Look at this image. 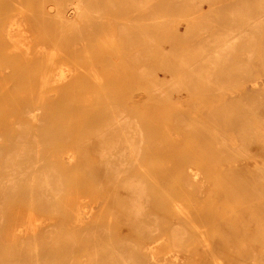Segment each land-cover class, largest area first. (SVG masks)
<instances>
[{"label":"rangeland","instance_id":"rangeland-1","mask_svg":"<svg viewBox=\"0 0 264 264\" xmlns=\"http://www.w3.org/2000/svg\"><path fill=\"white\" fill-rule=\"evenodd\" d=\"M120 1L84 0L110 86H29L0 70V154L36 140L66 152L46 156L47 204L0 181V264H264V0ZM38 5L23 0L16 20ZM31 30L34 48L53 47ZM100 99L140 133L112 131Z\"/></svg>","mask_w":264,"mask_h":264},{"label":"bare ground","instance_id":"bare-ground-1","mask_svg":"<svg viewBox=\"0 0 264 264\" xmlns=\"http://www.w3.org/2000/svg\"><path fill=\"white\" fill-rule=\"evenodd\" d=\"M64 1L65 3L63 2L62 5L58 0H51L50 2L47 0H38V9H40L38 11L39 14H33L32 18L26 17L22 21L18 22V20H16L15 11H18L23 0H0V16L5 15L9 11L5 17L0 18V62H2V65H0V70H2L3 78H10L11 80H17L19 78L20 81H23L21 80V76H23L25 83L29 86L35 83H38L40 86L51 84L59 90L67 88L86 90L89 86H93L96 82H99L98 88L103 90L102 87L110 86V84L114 82L113 78L107 74V68L105 64L106 61L104 62L99 60L100 55L96 53L93 40L90 38L95 32L96 25L98 24L96 23V19L100 17L99 14L86 10L84 0ZM94 19L96 21H94ZM110 19L111 16H108L107 21ZM33 26L35 27V30L38 31V33L43 37L45 43H51L53 45V47L49 48L48 51L46 50L44 43L37 49L31 44L32 38L38 36L33 33V30H31V27ZM29 32L30 34H28ZM130 34L132 35V33ZM121 35H123V33ZM123 37L125 36L123 35ZM128 39L129 38H125V41L130 40ZM131 44L132 43H129V46ZM122 45L124 47V43ZM80 59L83 61L80 62ZM134 59L136 60V58ZM82 62L83 64H81ZM97 71H100L101 75L97 74ZM102 92L104 91H101L100 93ZM106 95L104 96L103 93L104 97L102 98L101 96V99L109 97V94L107 96ZM107 99H105V101ZM101 103L103 107H105V109H107L109 112V123L107 121L106 122L112 126V131L115 130L117 133H134L133 137H136V133H140V128L138 127L137 123L134 121L133 125H129L130 123L128 122V124L126 121L128 118H122L117 112L116 108L110 106L111 101L108 100L105 103L102 101ZM34 118L35 116L33 115V121ZM130 128L131 130H129ZM97 129L99 130V127ZM49 137H51V135ZM122 138V140H124V144L121 146V155H125L130 162L137 161L139 145L134 140V138L129 137V135H122ZM54 152L57 154H52V148H42L39 141L36 140V146L34 150L31 153H28V155L23 153L21 150L16 149H13V151H9L5 154H0V181L5 179L4 184L6 187H9L10 194H14L13 192L17 190L16 196H14V198L28 197V199L32 198L31 200H33L35 198L37 200V196L40 195L39 200H41V196L46 198L51 194L49 199L41 200L47 204V202L52 201V199L57 196V193L55 190H53L52 185L49 183V178L45 172L46 156H51L53 158L55 157L56 159L60 160L66 154L64 151L57 152L55 150ZM112 153L113 152H111V154ZM116 174L118 176L120 173L117 172ZM129 186L134 188V186L129 185L128 183V187ZM59 192L66 195L64 188H60ZM69 194L70 193H68V195ZM72 194L73 197L74 192H72ZM31 204L32 201L29 205ZM34 205L33 210L35 207ZM33 210L30 214V217L27 214L29 220L31 215L34 218ZM29 220L27 219V221ZM30 223H32V221L26 224L30 225ZM30 226L33 230V225L31 224ZM26 229L25 232L28 230ZM35 233L36 228L34 234ZM31 235L36 236V234L33 235V233ZM36 254L37 252H35V255ZM35 258V264H39V257Z\"/></svg>","mask_w":264,"mask_h":264}]
</instances>
